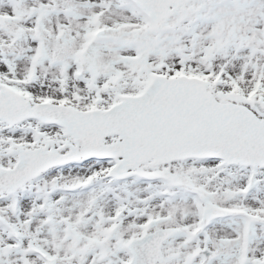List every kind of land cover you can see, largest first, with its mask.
<instances>
[{
    "label": "snow or ice",
    "instance_id": "6c2138e0",
    "mask_svg": "<svg viewBox=\"0 0 264 264\" xmlns=\"http://www.w3.org/2000/svg\"><path fill=\"white\" fill-rule=\"evenodd\" d=\"M0 264H264V0H0Z\"/></svg>",
    "mask_w": 264,
    "mask_h": 264
}]
</instances>
